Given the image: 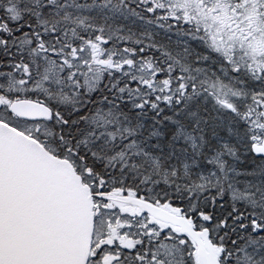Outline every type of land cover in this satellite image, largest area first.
<instances>
[{
    "label": "snow or ice",
    "instance_id": "obj_1",
    "mask_svg": "<svg viewBox=\"0 0 264 264\" xmlns=\"http://www.w3.org/2000/svg\"><path fill=\"white\" fill-rule=\"evenodd\" d=\"M0 264H264V0H0Z\"/></svg>",
    "mask_w": 264,
    "mask_h": 264
}]
</instances>
